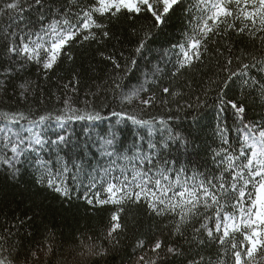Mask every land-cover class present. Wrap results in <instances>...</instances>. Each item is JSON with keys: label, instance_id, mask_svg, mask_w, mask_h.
Wrapping results in <instances>:
<instances>
[{"label": "snow or ice", "instance_id": "obj_1", "mask_svg": "<svg viewBox=\"0 0 264 264\" xmlns=\"http://www.w3.org/2000/svg\"><path fill=\"white\" fill-rule=\"evenodd\" d=\"M178 10L179 37L152 48ZM85 48L88 75L57 73ZM25 172L107 221L0 210V264H264V0H0V175ZM132 210L152 223L130 237Z\"/></svg>", "mask_w": 264, "mask_h": 264}, {"label": "trees", "instance_id": "obj_2", "mask_svg": "<svg viewBox=\"0 0 264 264\" xmlns=\"http://www.w3.org/2000/svg\"><path fill=\"white\" fill-rule=\"evenodd\" d=\"M184 26L183 13L178 10L176 15L173 16L172 20L169 22L165 32L161 34L151 45L152 48H159L161 46H167L168 41L175 40L179 37L181 29ZM125 28L123 22L113 26V31L118 35L121 34V29ZM127 32L126 30L122 34V39L126 42ZM115 42V41H113ZM119 46V45H118ZM75 61L71 66L64 63L61 64L60 68L57 69V73L61 76H67L72 69L80 68L83 70L84 75L89 74V67L94 66L97 61L94 59V54L87 48L85 49H75L74 50ZM148 59L155 62L156 53H152L148 56ZM145 61H140V69L144 68ZM104 66L100 64L98 72L103 73ZM35 72V69H32ZM57 73L52 75V80H56ZM140 74L139 69L134 70L132 73V78L135 79L136 76ZM198 87L200 77L193 73L191 77ZM53 87L55 84L53 83ZM238 89L233 88L232 94H237ZM254 111H250V116H258L260 112V107L258 103L249 102ZM181 119L174 121L173 123L179 125L178 130L187 129L193 124L191 115L186 118L183 113L180 114ZM214 111L212 109H206L203 111V115L199 120V124L204 126L202 133V140L206 141L208 144L212 143V127L214 125ZM226 118L229 123H231L230 114H226ZM107 122L101 124V128L105 127ZM131 128L125 129L124 138L128 141L131 140ZM200 156H204V150L202 148L197 149ZM183 151V149L181 150ZM22 185V186H21ZM0 210L8 211L9 215L13 213L23 215L24 213L32 214L36 213L37 216H43L45 220H52L58 226L76 227L78 225H87L89 227L101 226L106 224L109 209H101L96 211L93 215L91 210L82 203L74 204L72 209L64 210L61 209L58 198L50 192L47 191H33V178L29 172H25L21 177L20 184L10 183L5 179L3 175H0ZM133 219H135V229L133 228V222L129 219V236L132 237L134 234L139 235L140 232L147 230L148 226L152 223L147 216L143 214L142 210H132ZM39 220L36 221L34 227H39ZM111 264H120V256L116 255L110 258Z\"/></svg>", "mask_w": 264, "mask_h": 264}]
</instances>
